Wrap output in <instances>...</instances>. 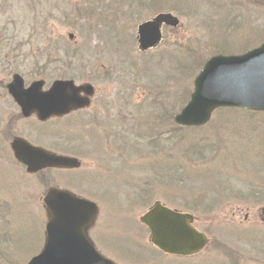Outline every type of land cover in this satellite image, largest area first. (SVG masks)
Returning <instances> with one entry per match:
<instances>
[{
	"label": "rangeland",
	"instance_id": "obj_1",
	"mask_svg": "<svg viewBox=\"0 0 264 264\" xmlns=\"http://www.w3.org/2000/svg\"><path fill=\"white\" fill-rule=\"evenodd\" d=\"M113 1L105 0V4L96 8L95 12L99 15L111 7L115 18L122 23L111 27L101 24L97 29L90 27L89 23H79L80 30H83L80 36V30L70 27L69 20L72 10L79 6L78 0H0V51L8 43L0 54V61L6 55L13 56L10 67L0 62V82L8 77L5 69L9 68L13 72L18 70L26 84L37 80L38 76L30 73V63L22 53L25 48L30 49L29 39L37 30L44 44L47 45L46 41L51 38L50 43L58 48L74 49L77 68H65L59 77L74 78L77 84L89 83L95 89L91 109L87 110L89 118L77 115L68 118V121L76 122L71 132L78 134L79 130H84L80 139L85 142V147L79 152L57 147L59 151L76 155L81 167L74 171L48 173L53 178L52 187L69 189L97 204L98 219L91 237L99 246L95 244L96 249L115 264H213L215 259L218 262L214 264H228L221 250H212L215 244L223 242L218 240L220 235H224L227 255L236 257L240 264H264L262 113L216 110L206 125L186 127L188 130L173 141L176 142L177 154L169 151L146 157L130 146L136 136L130 124L134 117H143L146 112L147 122L153 124L149 103L155 96L162 100L166 92L167 104L171 103L174 107L171 108L173 114L189 101L202 55L197 59L188 58L181 67L180 77L177 64L187 56V49H197L207 56L215 51L239 55L264 42V0H144L143 8L136 2L133 4L134 22L118 17L127 10V3L118 0L111 5ZM46 3H58L62 9L64 5L68 9L65 20H59L62 13L48 10ZM33 5L35 9L28 11ZM92 10V6H87L88 15ZM160 12L172 14L179 25L164 28L162 43L154 50L141 53L131 40L132 36H136V26ZM41 15L44 17L41 18ZM69 33L74 34L73 40L68 39ZM33 52L36 53L35 50ZM50 75H54L52 70ZM126 95L129 100H125ZM9 102L0 87V123L6 115L14 112ZM138 107L143 108L140 113L137 112ZM155 107L161 110L160 105ZM93 117L97 125L88 123ZM157 126L161 132L168 128L169 123L166 118H161L159 125L155 121L152 129L156 131ZM57 127L69 141L68 129L61 125ZM23 128L18 126L19 130ZM88 133L99 139L91 138L96 142L94 147L88 146L90 138H85ZM101 135L108 139V147ZM140 135L144 134L141 132ZM145 137L147 139L148 135ZM115 138H118L116 146L113 142ZM122 144L126 147L120 148ZM194 148L200 153L199 160L186 158ZM106 150L109 156L104 159ZM142 150L146 149L142 148L140 152ZM103 160H107L106 166L113 171L108 176L107 171L101 170ZM156 163L159 167L166 165L174 169L168 170L165 175ZM1 166L0 156V169ZM18 174L13 178L2 176L14 191L7 188L8 192L4 194L3 186H0V195L7 199L6 206H9L8 216L11 214L10 218L0 223L8 227L7 235H0V264H25L35 255L39 250L32 251L40 242L41 221L45 222L42 198L47 189L39 186L34 177L22 179ZM14 182L17 185L12 184ZM228 182L237 189L236 196L242 193L248 200H230L224 191ZM23 189L30 195L31 208L24 207L28 202L22 198ZM156 200L192 214L196 218L197 229L208 234L210 245L192 258L175 259L158 255L145 261V255L149 256V234L139 218ZM123 238L125 243L116 242ZM128 248L131 256L124 253Z\"/></svg>",
	"mask_w": 264,
	"mask_h": 264
},
{
	"label": "water",
	"instance_id": "obj_2",
	"mask_svg": "<svg viewBox=\"0 0 264 264\" xmlns=\"http://www.w3.org/2000/svg\"><path fill=\"white\" fill-rule=\"evenodd\" d=\"M163 23L176 26L178 21L171 15L161 14L139 26L138 41L142 51L160 42ZM39 86L34 84L24 91L17 76L8 86L25 114L28 110H36L44 119L86 103L74 96H66L64 91L60 97L58 84L45 95L38 93ZM220 107L264 112V44L244 55L211 58L195 78L189 103L175 117V122L188 127L203 126ZM13 149L16 158L28 166L29 172L45 166H77L74 159L50 155L40 149L25 152L22 142H15ZM44 203L48 216L46 241L42 252L29 264H113L96 252L87 237V229L96 212L94 204L57 189L48 191ZM189 221L188 216L160 205L154 206L142 217L155 246L166 253L183 256L197 253L205 244L204 236L196 232Z\"/></svg>",
	"mask_w": 264,
	"mask_h": 264
},
{
	"label": "trees",
	"instance_id": "obj_3",
	"mask_svg": "<svg viewBox=\"0 0 264 264\" xmlns=\"http://www.w3.org/2000/svg\"><path fill=\"white\" fill-rule=\"evenodd\" d=\"M104 4H105V0H80V5L74 9L76 11V13L73 16L72 22H74V23L72 24V27L75 28V27H77V25L79 23L84 24L86 22L89 23L90 27H94L95 29H97V27L101 24H104L106 26L111 25V24L114 25L118 21V19H116L115 16L113 15L111 7L107 8L105 10V12L102 11L99 15L96 14V12H95L96 8L103 6ZM115 4H116L115 2L111 3V5H115ZM133 4H134V2H133V0H131L128 3V8L129 9L133 8L134 7ZM87 6L93 7V10L89 15H88V11H86ZM94 14L96 16H94ZM78 33L80 36L83 35V30H80ZM213 47H214V45H213ZM214 49H215V47H214ZM215 52L216 53H226L223 51H215ZM201 55H202V58L199 57ZM203 55L205 57H207V55L205 53H203L202 51H199V50L193 49V48L187 49V56L184 57L182 60H180V62L177 64V66L180 68V70H179L180 73H178V75L180 77H182V72H181L182 68L181 67H182V65H184V63L186 62V60L188 58H190V60L194 59V58L197 59L198 57L201 58L199 60V66L197 67V71H198V69H200L202 67V65L204 64V62L206 61V58ZM81 60H83V59H81ZM161 106L165 108L164 105H161ZM181 107H182V105L180 106V108ZM152 108H151L152 113H150V116L153 117V120H154L153 124H150L147 122L148 116H145L143 122L139 124V129H140L139 131H140V133L142 132L144 135H149V132L152 128V125L154 126L155 121L157 119H161V117H162V115L160 113L154 114L153 112H160V111H157L156 109L153 110ZM165 110H166V114L168 115L167 121L172 123V125L168 126V130H166V134H167L166 138L164 140H162L157 136L156 137H154V136L150 137V139L148 140V143L146 145H148V146L150 145V147L152 148V149L149 148L150 152H155L156 154H160L163 152L168 153L169 151L177 154L178 152L175 149L176 142H173V141H176L178 139V137L183 134V131H186L188 129L173 125L174 115H173L172 111H171V113H169L168 109L165 108ZM192 150H194L193 153L191 155H186V158L190 157V158H194L196 160H199L200 158L198 157V155H200V153L197 152L198 149L194 148ZM209 151H211V150H209ZM224 191L230 200L233 198H245L244 194H238L236 196L235 195L236 188L234 185H232L229 182L227 183V186H225Z\"/></svg>",
	"mask_w": 264,
	"mask_h": 264
},
{
	"label": "flooded vegetation",
	"instance_id": "obj_4",
	"mask_svg": "<svg viewBox=\"0 0 264 264\" xmlns=\"http://www.w3.org/2000/svg\"><path fill=\"white\" fill-rule=\"evenodd\" d=\"M7 126H9L8 127L9 129H14L15 130V125H13V124H11V123L8 122Z\"/></svg>",
	"mask_w": 264,
	"mask_h": 264
}]
</instances>
